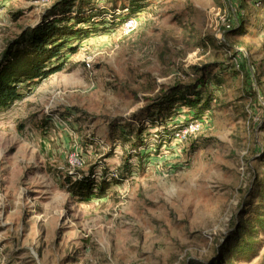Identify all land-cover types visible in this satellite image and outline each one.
Here are the masks:
<instances>
[{
	"label": "rangeland",
	"instance_id": "1",
	"mask_svg": "<svg viewBox=\"0 0 264 264\" xmlns=\"http://www.w3.org/2000/svg\"><path fill=\"white\" fill-rule=\"evenodd\" d=\"M56 1L0 0V53ZM241 2L85 5L100 30L79 42L62 71L0 111V264H188L218 256L264 176V8L243 0V11ZM243 15L244 29L227 31L225 23L238 26ZM129 18L138 22L133 31L125 29ZM214 62L228 67L221 86L206 88L215 98L209 110L196 116L181 106L164 123L143 111L163 88L192 83L194 65ZM194 123L200 129L184 137ZM92 165L97 181L104 165L122 181L104 197L79 201L65 177ZM258 229L256 249L234 264H264Z\"/></svg>",
	"mask_w": 264,
	"mask_h": 264
},
{
	"label": "trees",
	"instance_id": "2",
	"mask_svg": "<svg viewBox=\"0 0 264 264\" xmlns=\"http://www.w3.org/2000/svg\"><path fill=\"white\" fill-rule=\"evenodd\" d=\"M133 1L137 4L133 8H138L146 0ZM260 1L264 8V0ZM90 3L91 0H57L38 24L23 28L8 41L0 53V111L8 110L30 95L36 85L62 71L67 55L78 51L79 42L100 30L96 23L98 21H94L96 13H84L85 5ZM241 4V9L245 11L243 0ZM74 7L76 9L73 14H69ZM135 11L132 9V12ZM19 14L14 13V18ZM246 16L239 17V25H232L227 31L240 33L245 27ZM231 22L234 23V20ZM227 67L220 62L194 65L197 77L192 83L176 81L163 88L161 93L147 103L143 111L150 116H159L163 123L177 115L181 106L193 110L196 116L203 114L215 100L211 91L206 93V88L213 84L216 88V84L221 86L219 77ZM214 70H217V75L212 77ZM131 156L129 153L124 160V168L127 170L132 166ZM94 169V165L90 166L89 172L83 173L80 178H74L71 174L65 177L67 190L72 197L79 201H88L94 196L104 197L112 184L122 181L121 177H108L109 169L106 165L100 181H97ZM257 182V199L234 219L233 230L218 247V256L208 262L190 259L188 264H234L237 256L252 254L256 249L258 228H264V176L258 177Z\"/></svg>",
	"mask_w": 264,
	"mask_h": 264
},
{
	"label": "built area",
	"instance_id": "3",
	"mask_svg": "<svg viewBox=\"0 0 264 264\" xmlns=\"http://www.w3.org/2000/svg\"><path fill=\"white\" fill-rule=\"evenodd\" d=\"M49 0H43L44 3H47ZM255 4H258V5H263L262 2L260 0H255L254 2ZM235 23V22H234ZM232 23L231 21L229 23H225V26L227 28H231V26L234 24ZM138 26V22H137V19L136 18H129L127 19V21L125 22V29L128 30V31H133L136 29V27ZM234 26V25H233ZM88 67L91 68L92 67V64H91V61H88ZM200 129V126L198 124H190L188 125L187 127H185L183 129V136L186 137L188 134L192 133V132H196L197 130ZM73 174V172L71 173ZM74 178H80L81 176L80 175H72Z\"/></svg>",
	"mask_w": 264,
	"mask_h": 264
}]
</instances>
